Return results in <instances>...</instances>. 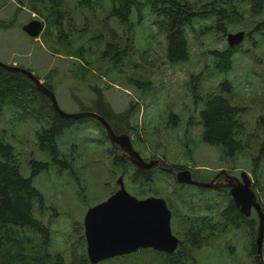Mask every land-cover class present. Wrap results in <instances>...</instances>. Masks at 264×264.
<instances>
[{"label": "rangeland", "instance_id": "rangeland-1", "mask_svg": "<svg viewBox=\"0 0 264 264\" xmlns=\"http://www.w3.org/2000/svg\"><path fill=\"white\" fill-rule=\"evenodd\" d=\"M75 1L62 2L70 12V27L73 30L66 37L72 46L83 47L88 64L66 55L68 49L60 43L51 39L43 41L41 33L36 37L26 35L21 26L28 20H40L42 29L45 22L27 7L26 2L18 4L15 0H0V20L10 23L9 27H0V62L28 68L41 82L43 76L49 78L59 108L68 113L91 108L93 92L90 87L98 86L113 113L132 108L128 125L134 130L127 134L141 158H160L167 165L189 169L201 180L209 179L220 169L237 177L243 171L264 209V168L256 180L250 172V157L256 149L253 138L259 134L255 118L264 112V8L255 15L242 8L236 15L238 22L227 25L220 34L202 30L200 25L208 23L206 18L193 21L197 30L192 34L187 31V59L169 63L164 57L163 33L153 23L147 7L143 6L140 21L134 15L130 17L132 48L125 58L114 64L98 58L94 49L101 46L100 42H89L86 38L100 31L101 41H107L111 38L108 28L112 27L114 33L117 32L113 38H118L122 47L123 27L113 19L107 20L108 28L103 27L104 7L94 4L76 8ZM179 1H184L190 8L201 6L200 9L206 10L212 0ZM100 4L106 6L104 0ZM207 23L206 26L209 25ZM236 31H242L243 37L234 45L236 49L231 69L218 73L212 69L207 52L227 46L225 34ZM52 47L58 49L55 48L56 53L51 51ZM196 73H199L197 85L201 96L216 92L223 78L229 82V99L237 108V117L246 134L245 148L235 152L231 158L221 155L219 148L204 144L199 139L201 128L197 111L201 102L193 103L188 85L189 75ZM135 78L148 80L150 89L142 94L130 83V79ZM168 113L177 116L173 125L167 120ZM39 126L34 119L23 116L11 106L0 107V138L12 146L20 175H29L30 160L48 164L32 178L33 186L42 196L41 208L34 205L32 212L49 229V253L59 252L67 257V247L79 234L77 226L82 234L81 219L85 209L104 200L115 190L118 175H121L123 187L130 195L136 198L149 195L160 197L171 210H185L192 206L195 214H206L202 208H197L199 202L215 203L220 207L225 203L223 192L202 195L192 185L176 184L174 178L164 172L155 171L148 184L130 181L127 175L111 165L110 152L119 154L121 151L117 146L114 151L90 120L63 130L55 138L61 155L72 161L71 174L68 170L58 171L50 163L48 155L37 146L34 132ZM250 216L255 219L256 227V214L252 209ZM253 238L254 234L251 238L243 228L228 229L217 232L193 254L198 264H250L253 256L248 251ZM260 262L264 264L261 247Z\"/></svg>", "mask_w": 264, "mask_h": 264}, {"label": "trees", "instance_id": "trees-1", "mask_svg": "<svg viewBox=\"0 0 264 264\" xmlns=\"http://www.w3.org/2000/svg\"><path fill=\"white\" fill-rule=\"evenodd\" d=\"M15 1L18 4L26 2L31 11L36 12L43 18L45 27L40 32L43 41L46 42V40L51 39L56 43H60L68 49L66 55L73 56L84 64H88L82 51L83 47L80 45L72 46L71 41L66 37L71 35L73 30L70 27V12L65 9L62 3L63 0ZM100 1L76 0L75 6L76 8L83 5L91 7V5L96 4L99 8L104 7L101 25L108 28L107 20L113 19L116 24L123 27L122 47L119 46L118 38H113L117 32L114 33L112 27L108 28L111 38H108L107 41H101L100 31L86 38L89 42H100L101 46L94 49L97 51L98 58L106 59L114 64L121 61L130 52L133 42L130 31V17L134 15L135 19L140 21L143 6L147 7L149 14L153 17V23L163 33L164 57L169 63H178L187 59V31L192 34L197 30L193 25V21L206 18L208 23L204 22L200 25L202 30L204 28L206 31L220 34L225 31L227 25L238 22L236 15H239L242 8H247L252 15L260 13L264 8V0H212L208 3L211 5L210 8L206 10L200 9L201 6L190 8L184 1L179 0H104L106 6L101 5ZM206 23L209 25L206 26ZM9 24V22L0 20L1 28L9 27ZM195 25L197 24L195 23ZM84 28L85 26L82 27V29ZM55 48L52 47L51 51L53 53L58 50ZM235 49L236 46H225L219 50H208L212 69L222 74L228 72L232 66ZM25 69L30 71L28 68ZM35 77L39 79L37 76ZM198 78L199 73L190 74L188 85L193 103L201 102V107L197 111L201 128L199 139L204 144L219 148L221 155L231 158L235 152L245 148L243 142L246 141V137L244 138L246 134L243 132L242 123L237 117V108L229 99V82L223 78L218 83L216 92L201 96L197 85ZM41 79L43 80L42 84L53 92V83L49 82L51 80L44 76ZM130 83L136 89H139L142 94L143 91L150 89L148 80L143 81V79L135 78L130 79ZM90 89L93 92V98L90 101L91 108H81L80 111L88 110L99 114L107 121L115 134H127L130 130H134V127L128 125V118L132 112L131 107L113 113L104 100L102 90L95 85H92ZM4 105L15 108L23 116L30 117L40 124L34 132L37 146L40 151L48 155L50 163L58 171L68 170L70 174L72 173L71 158L66 160L61 155L55 142V138L63 130L90 120L96 124L101 136L107 139L102 126L95 119L90 117L75 119L58 115L51 107L48 98L38 91L23 73L0 66V107ZM176 118L175 114L168 113L167 120L171 125L175 123ZM254 124L259 134L257 136L253 135L255 136L253 140L256 142V149L255 154L250 157V172L253 179L256 180L260 177L264 168V112L256 116ZM242 138L244 141H242ZM110 156L112 167L127 175L130 181L148 184L151 182L155 171L164 172L166 175L173 177L171 173L164 169L151 166L144 171L137 170L131 163L133 167L130 166L127 160L117 154L110 152ZM156 159L160 161L162 167L183 168L176 165H167L162 159ZM47 165L46 162L30 160L29 175L21 176L12 146L0 138V264H198L193 253L206 245L217 232L243 228L251 238L255 232V219L249 217V215L244 216L239 212L225 188L211 189L193 186L202 195L223 192L226 200L221 207L215 203L199 202L197 208H202L206 214H195V208L192 209V206L189 207L190 210H179L177 208L171 210L168 206L171 210L170 230L178 239L172 252L146 247L90 263L86 257L83 236L78 231L77 226V233L79 234L74 242L67 247V257L64 258L59 252H48L50 244L49 229L35 218L32 212L34 205L39 208L42 206V196L38 189L33 186L32 178L40 170L46 169ZM129 166L130 169H128ZM191 177L198 179L192 173ZM138 190L140 192V189ZM261 209L264 213L262 206ZM213 215L215 218H213ZM260 247L261 252L264 254V233L262 234ZM248 252L253 256V262L250 264H258L253 241L249 244Z\"/></svg>", "mask_w": 264, "mask_h": 264}, {"label": "water", "instance_id": "water-1", "mask_svg": "<svg viewBox=\"0 0 264 264\" xmlns=\"http://www.w3.org/2000/svg\"><path fill=\"white\" fill-rule=\"evenodd\" d=\"M21 29L29 37H36L42 30V23L40 20L30 19L21 26ZM242 37V31L226 33L227 46L238 44ZM0 66L23 73L35 88L48 98L51 107L58 115L75 119L84 117L95 119L102 126L109 143L116 145L135 169L144 171L151 166H156L171 173L175 182L179 184L213 189L226 188L232 203L240 213L248 216L252 209L256 214L257 223L253 243L258 264H261L260 243L264 213L245 172L241 171L237 177L220 169L209 180H197L191 177L187 168L162 167L161 163L154 158L145 161L132 148L128 135L126 133L115 134L107 121L99 114L88 110L64 112L59 108L54 93L45 87L31 71L3 62H0ZM216 177L219 178L218 181H214ZM115 184L116 188L113 192L104 200L86 208L83 213L81 227L88 261L95 263L108 257L146 247L172 252L178 239L170 230V210L165 201L152 195L143 198L130 195L123 187L121 175L116 177Z\"/></svg>", "mask_w": 264, "mask_h": 264}, {"label": "flooded vegetation", "instance_id": "flooded-vegetation-1", "mask_svg": "<svg viewBox=\"0 0 264 264\" xmlns=\"http://www.w3.org/2000/svg\"><path fill=\"white\" fill-rule=\"evenodd\" d=\"M131 144V143H130ZM111 145V144H110ZM112 147H113V149H114V151H116L117 150V147H116V145H111ZM132 146V145H131ZM133 148V147H132ZM119 149V148H118ZM120 150V149H119ZM135 150V149H134ZM136 151V150H135ZM137 152V151H136ZM117 154V153H116ZM139 154V153H138ZM119 157H121V158H123V159H125V160H127V157H126V155H124V154H122L121 152L119 153V154H117ZM141 157V156H140ZM143 159V158H142ZM149 159H151V158H149ZM149 159H147V160H149ZM154 159H156V158H154ZM144 160V159H143ZM147 160H145V161H147ZM128 161V160H127ZM129 162V161H128ZM160 162V161H159ZM130 163V162H129ZM156 167V166H155ZM190 172V171H189ZM216 173V172H215ZM215 173L209 178V179H211L214 175H215ZM190 175H191V173H190ZM209 179H207V180H209ZM197 180H201V179H197ZM219 180V178H215L214 179V181H218ZM192 186H194V185H192ZM195 187H198V186H195ZM200 188H203V187H200ZM211 189H213V188H211ZM216 189H220V188H216ZM226 189V188H225ZM227 190V189H226ZM143 198V197H142ZM255 213V212H254Z\"/></svg>", "mask_w": 264, "mask_h": 264}]
</instances>
